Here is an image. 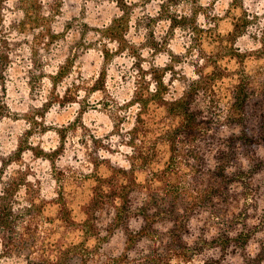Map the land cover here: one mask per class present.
Returning a JSON list of instances; mask_svg holds the SVG:
<instances>
[{"label": "rangeland", "instance_id": "rangeland-1", "mask_svg": "<svg viewBox=\"0 0 264 264\" xmlns=\"http://www.w3.org/2000/svg\"><path fill=\"white\" fill-rule=\"evenodd\" d=\"M46 1L56 9L33 27L17 28L21 36L10 56L15 65L0 78V155L16 159V171L37 174L32 193L38 197L52 201L65 185L68 197L76 194L72 207L79 217L78 205L91 186L80 180L96 174L100 164L129 167L128 152L116 138L120 128L134 125L137 90L154 89L153 81L162 79L169 98L179 97L183 82L195 78L203 60L216 61L224 53L230 78L244 67L255 73L264 65V0ZM55 22L57 43L49 32ZM38 26L45 30H34ZM150 32L155 40L146 37ZM113 37L135 48L134 56L113 44ZM152 41L157 49L141 56L139 49ZM241 53L252 55L245 66ZM252 129L261 137L259 172L251 184L247 179L234 185L236 200L228 204L229 223L238 230L231 237L249 230L246 245L219 247L223 219L207 207L183 230L168 222L151 227L141 217L113 227L102 221L103 240L92 242L97 255L88 264H255L264 241V230L256 234L263 229L264 119L255 117ZM36 255L28 248L13 258L0 255V264H40Z\"/></svg>", "mask_w": 264, "mask_h": 264}, {"label": "trees", "instance_id": "trees-1", "mask_svg": "<svg viewBox=\"0 0 264 264\" xmlns=\"http://www.w3.org/2000/svg\"><path fill=\"white\" fill-rule=\"evenodd\" d=\"M117 4L124 13L122 4ZM55 9V4L46 0H0V78L15 65L10 56L21 36L17 28L33 27L45 21L43 14L48 16ZM133 15L134 11L130 22ZM56 24L49 31L55 43ZM37 29L45 30L34 27ZM240 29L235 24V33ZM145 34L148 39L156 38L151 32ZM112 39L134 56L135 48L123 47L120 37ZM153 42L139 49L141 56L157 49ZM238 56L245 66L252 55ZM225 59L224 53L216 61L203 60L195 78L183 82L179 97L169 98L162 79L153 81L154 89L148 86L135 92L134 125L120 128L116 138V145L128 152L129 167L100 164L96 174L80 180L91 181L77 208L80 217L72 207L76 194L73 200L68 197L65 185L52 201L38 197L32 193L37 174L16 171V159L0 155L1 257L13 258L29 248L40 264H68L71 259L88 264L97 255L92 242L103 240L102 221L109 220L113 227L141 217L151 227L168 222L183 230L198 213L208 212L207 207L223 219L220 224L225 230L219 247L230 250L246 245L249 230L231 237L238 230L229 223L228 204L236 200L234 185L247 179L251 184L259 172L256 159L262 144L257 143L261 137L259 131H253L252 121L264 119V65L255 73L244 67L230 78ZM223 129H228L227 134L223 135ZM207 158L209 163L204 162ZM250 212L249 207L247 214ZM260 224L263 229L257 230V235L264 230V209ZM255 264H264V241Z\"/></svg>", "mask_w": 264, "mask_h": 264}, {"label": "clouds", "instance_id": "clouds-1", "mask_svg": "<svg viewBox=\"0 0 264 264\" xmlns=\"http://www.w3.org/2000/svg\"><path fill=\"white\" fill-rule=\"evenodd\" d=\"M130 151V150H129Z\"/></svg>", "mask_w": 264, "mask_h": 264}]
</instances>
